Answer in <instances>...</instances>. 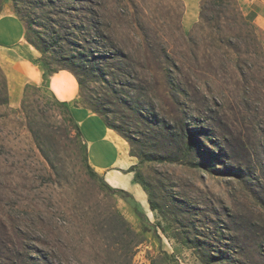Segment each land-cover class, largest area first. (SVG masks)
Segmentation results:
<instances>
[{
    "label": "rangeland",
    "instance_id": "obj_1",
    "mask_svg": "<svg viewBox=\"0 0 264 264\" xmlns=\"http://www.w3.org/2000/svg\"><path fill=\"white\" fill-rule=\"evenodd\" d=\"M91 1L84 7L122 53L126 86L112 119L130 125L136 150L78 113L76 96L85 161L56 123L42 55L3 3L0 264H264V31L239 2L246 23H231L220 46L209 25L188 36L194 23L184 29L179 0ZM86 133L116 151L104 174L88 160Z\"/></svg>",
    "mask_w": 264,
    "mask_h": 264
},
{
    "label": "trees",
    "instance_id": "obj_2",
    "mask_svg": "<svg viewBox=\"0 0 264 264\" xmlns=\"http://www.w3.org/2000/svg\"><path fill=\"white\" fill-rule=\"evenodd\" d=\"M72 1L74 0H0V11L3 3L12 4L14 14L24 26L27 42L42 55L44 77H50L62 70L69 72L78 86L77 106L98 116L106 128L124 139L135 152L134 143L137 139L130 134V125L119 124L112 119V110L122 107L121 97L126 86L123 80L121 50L100 29L97 11H89L84 7L85 4L91 5L92 1L78 0L80 2L77 5L81 9L72 8ZM236 22L246 23L237 0H200L198 21L194 23L188 36L203 25H209L217 30L218 45L225 46V40L235 31L231 28V23ZM93 85L99 86L95 88ZM52 100L59 109L57 116L61 118L56 123L60 125L59 128L65 136L81 147L87 161L86 143L69 105L59 102L53 95ZM32 134L43 141L44 136L39 130ZM39 147L43 151L44 145L40 144ZM132 156L140 162L144 157L139 154ZM135 167H130L129 172H133ZM133 182L142 186L137 173L134 174ZM104 185L110 194L124 193L123 190L111 188L105 182ZM147 203L152 212L157 209L150 199ZM138 216L143 217V213L138 212ZM160 229L165 231L163 227Z\"/></svg>",
    "mask_w": 264,
    "mask_h": 264
},
{
    "label": "crops",
    "instance_id": "obj_3",
    "mask_svg": "<svg viewBox=\"0 0 264 264\" xmlns=\"http://www.w3.org/2000/svg\"><path fill=\"white\" fill-rule=\"evenodd\" d=\"M183 3V14H182V25L184 29L189 28L193 23H195L198 19V12H199V2L200 0H179ZM241 11L247 15L251 14L254 18V23L261 28L264 31V0H238ZM193 14V19L188 24L187 27L184 26L185 20L187 21V14ZM5 28V24L1 26V31L3 32V29ZM5 36H8L4 33ZM10 37V36H8ZM58 85V91L57 89L53 88V84ZM48 87L52 93V95L55 97L56 100L59 102L67 103L68 105L73 102L78 97V86L76 79L67 71L62 70L58 71L57 73H54L52 76L48 79ZM78 113H85L86 119L94 120L91 116H88V111L80 106L73 107ZM86 110V111H85ZM72 116L76 123L80 126L81 129L82 126L79 123V120L75 116L74 110H71ZM95 121V120H94ZM98 124L99 130L102 132L103 135L107 133V130L104 131L100 129L99 123ZM88 138V148H89V142L90 137L86 133ZM105 139V138H104ZM93 141V140H92ZM92 143V142H91ZM90 143V144H91ZM88 160L89 159V152H88ZM90 162V161H89ZM116 163H120L119 161H115ZM114 162H104L103 163V169L100 173L106 172V168L110 167V165H116L113 164ZM92 165V164H91ZM93 166V165H92ZM106 181L112 185V187H123V181L117 176L113 174L106 173L105 174Z\"/></svg>",
    "mask_w": 264,
    "mask_h": 264
},
{
    "label": "bare ground",
    "instance_id": "obj_4",
    "mask_svg": "<svg viewBox=\"0 0 264 264\" xmlns=\"http://www.w3.org/2000/svg\"><path fill=\"white\" fill-rule=\"evenodd\" d=\"M91 164L101 172L104 162H112L116 155L114 147L99 136L93 138L88 148Z\"/></svg>",
    "mask_w": 264,
    "mask_h": 264
}]
</instances>
